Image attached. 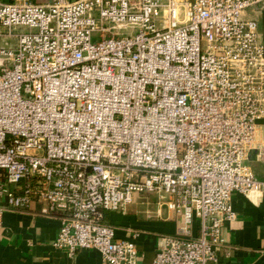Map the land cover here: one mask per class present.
Listing matches in <instances>:
<instances>
[{"label": "built area", "instance_id": "obj_1", "mask_svg": "<svg viewBox=\"0 0 264 264\" xmlns=\"http://www.w3.org/2000/svg\"><path fill=\"white\" fill-rule=\"evenodd\" d=\"M257 8L0 2V235L4 212L37 201L59 221L52 248L138 264L137 233L116 238L105 213L165 195L182 225L151 264H219L233 195L264 194L249 165H264V45L244 17Z\"/></svg>", "mask_w": 264, "mask_h": 264}, {"label": "crops", "instance_id": "obj_2", "mask_svg": "<svg viewBox=\"0 0 264 264\" xmlns=\"http://www.w3.org/2000/svg\"><path fill=\"white\" fill-rule=\"evenodd\" d=\"M14 1L0 0L3 3ZM52 1L29 0L36 5H47ZM244 17L257 22L258 39L264 45V9L249 10ZM254 143L264 144V119L257 123ZM249 165L255 178L264 180V165L256 162L253 156ZM138 204L134 199L125 212L105 213L104 221L115 229L118 239H128L137 233L134 243L139 255L138 264H151L159 240L174 235L182 221L167 208L164 210L158 206L155 212H141L137 209ZM231 204L236 219L225 223L222 231L225 246L218 253L219 264H264V194L249 198L234 194ZM5 206V201L1 200L0 207ZM41 208V203L33 201L27 209L3 213L0 264H102L99 253L94 250H80L75 256L67 257L52 248L59 221L40 215Z\"/></svg>", "mask_w": 264, "mask_h": 264}, {"label": "rangeland", "instance_id": "obj_3", "mask_svg": "<svg viewBox=\"0 0 264 264\" xmlns=\"http://www.w3.org/2000/svg\"><path fill=\"white\" fill-rule=\"evenodd\" d=\"M121 33H124V31H121ZM252 167L255 168V165L252 164ZM261 168V167H259ZM256 170V169H255ZM168 200L167 196H163V199H159V197L156 194L149 195V197H137L135 198V202H139V206H137V209L141 212H155L159 206L160 203H166ZM162 209H166L165 206L162 207Z\"/></svg>", "mask_w": 264, "mask_h": 264}]
</instances>
